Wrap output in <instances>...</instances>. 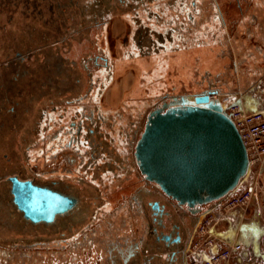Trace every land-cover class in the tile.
Wrapping results in <instances>:
<instances>
[{
  "label": "flooded vegetation",
  "instance_id": "obj_1",
  "mask_svg": "<svg viewBox=\"0 0 264 264\" xmlns=\"http://www.w3.org/2000/svg\"><path fill=\"white\" fill-rule=\"evenodd\" d=\"M13 1L33 10L15 18L13 8L0 12V264H211L220 243H228L215 237L220 243L208 251L194 248L211 206L196 215L178 206L140 173L134 148L149 113L162 104L222 94L210 87L179 93L176 87L144 114L136 98L149 92L151 71L138 96L126 90L109 102L110 85L125 68L146 67L140 59L149 62L157 51L180 52L175 65L185 61L182 52H193L195 60L206 48L214 53L216 38L235 23L261 56L262 80L264 0H40L42 11L38 0ZM208 1L215 12L206 15L201 3ZM64 7L78 9L70 13L74 22ZM201 16L210 22L194 31ZM118 21L121 36L113 33ZM92 26L101 35L95 50L70 58L73 42L89 39ZM199 35L207 39L200 43ZM199 82L192 76L188 83L197 88ZM255 89L241 97L257 96ZM35 141L44 145L28 154ZM253 201L254 195L244 212L233 211L224 228L212 229L227 238L248 233L230 264H264V222Z\"/></svg>",
  "mask_w": 264,
  "mask_h": 264
},
{
  "label": "water",
  "instance_id": "obj_2",
  "mask_svg": "<svg viewBox=\"0 0 264 264\" xmlns=\"http://www.w3.org/2000/svg\"><path fill=\"white\" fill-rule=\"evenodd\" d=\"M228 99L209 94L182 97L151 111L134 148L140 173L178 206L196 215L237 192L250 176L246 149L225 112ZM246 112L258 111V100L244 95L234 102ZM219 239L247 243L249 235ZM215 250V249H214Z\"/></svg>",
  "mask_w": 264,
  "mask_h": 264
},
{
  "label": "rangeland",
  "instance_id": "obj_3",
  "mask_svg": "<svg viewBox=\"0 0 264 264\" xmlns=\"http://www.w3.org/2000/svg\"><path fill=\"white\" fill-rule=\"evenodd\" d=\"M0 1L7 3L3 5L0 2L2 4L0 5V12L4 11L5 6H7V8H11V9L13 8L12 17L14 18L16 14L28 15L29 10H33L32 6H30L31 4L26 5L20 2H17L15 4L16 1H13V0H0ZM23 2H26L27 4H29L30 2H33V1L30 0L29 2H27V0L26 1L24 0ZM201 4H203L201 6V9L204 14L208 15L209 12H215L210 1L205 2V3L202 2ZM83 5L84 3L81 4L80 6L83 7ZM87 7H91V6L87 4ZM36 8L42 11V4L40 0H38V4ZM64 8H65L64 10L65 13L68 14V18H69L68 21L74 22V20H76L74 19L76 16L71 15L70 13H74V11H78V9L70 11L71 8L70 9H67L66 7ZM40 10L38 11L39 13H40ZM38 14L36 15V21L37 23L42 24L41 19L39 18ZM6 19H7V16L5 17V19L4 18L2 19L4 20L2 21V24H4L7 21ZM208 19L209 18H206L205 16H203V18L201 16V18H199L197 21V24H199V26L194 27V31H195V28L197 27H199L200 29L202 27V24H205L207 26L208 22H210ZM113 21L114 20H109V21L107 20V22L108 23L110 22L111 25ZM110 24L108 27L111 28ZM94 27L95 26H92L91 27L92 29L89 32H86L87 34H89V39H86V40L84 39L82 42H73L71 50L67 52V55L70 58H75L78 60L83 55H87L90 53V51L95 50V48H92L93 41L99 42V39H100L99 36L101 35H100V32L96 31ZM83 31L85 32V30ZM221 34H222L221 40L220 39L217 40V38L215 40L216 43L214 45V53L209 54L211 52L210 48H206L205 50L200 51V53L198 51L199 58L195 60V56L193 55V52H190V51L182 52V56L185 60L181 64L182 68L180 64L175 65L177 64L175 63V61H177V59L181 57V53L180 52L173 53L170 51L167 54L169 56L168 60L165 57V60L167 61H163L164 63L162 62L164 66L159 65V61H161L160 59L161 57H159V60H154L155 62L154 61L146 62L143 59H140V62L145 63L146 67H144V65H140V67H138L136 64H134L132 65V68L131 66L129 67V69H131V72L128 71V68H125L124 69L125 73L124 74L121 73V75L124 76V78H122V76L119 78L118 76L117 78H115V81H114L115 83L110 85L111 89L109 90V95H108L109 102L114 103L115 100L118 99V97L120 96V93L118 92L112 93V90H115L114 87L117 85L120 89V86L121 84H123V82L125 83V82L130 81V84L126 85L125 88H123L121 92L124 93V91L127 90V92H125L127 93L126 96H128L132 92H135V96H138L141 91L140 87L145 86L144 78L147 77L148 70L151 71V81H150L151 83H150L149 88L144 87V89L148 90L149 92L146 93L147 91H145L144 95H141L139 96V98H136V101L138 100V102H141L142 104L144 103L142 105V110L144 114L149 109L153 108L154 105H156L159 102V98L162 94L164 93L172 94L173 89L176 87H177L176 89L179 90V93L189 92V91H192L193 89H196L197 92H201L203 89H207L208 87H210L213 89H217L220 94L222 95L226 94L227 96H230V94L237 95L241 92L242 93L249 92L251 89H253L254 86L257 88V84L261 81V80L259 81L257 80L263 74V70L260 68V66L263 63H262L261 56L258 54V51L254 43L253 42L249 43V36H248L249 32L246 31L244 28H241L237 23H235L231 25V28L229 29L227 33H221ZM203 39L206 40L207 38L199 35L198 41L200 43H201V40ZM188 40H189L187 42L188 47L184 48L186 50L190 49L189 47L192 41L191 36H188ZM125 43L123 42L122 45ZM113 45H114L113 48H116L117 42H113ZM213 55H214V58H213ZM209 57H212L211 60H213V62L212 63L210 62L207 65L206 59ZM244 58L247 59L246 62H243ZM196 62L198 65V70L194 69L193 63H196ZM211 69H213V71ZM196 72H198V75L196 74ZM206 72H210V73L214 72V75L210 78L203 77L206 75ZM134 76L136 78L133 79ZM192 76L193 77L198 76V79L200 82L197 88H195L192 83H188L192 79ZM140 78L142 79V81ZM262 79H264V77ZM178 85L182 87L178 88ZM254 92L257 96L261 95V97L264 100V94L260 92V90L257 91L255 89ZM138 117H141V116H138ZM142 117H144L143 114H142ZM43 145L44 144H42V142L39 145L35 141L29 147L27 151L28 154H30L32 150L41 148ZM43 170L44 171L47 170V167L46 166L43 167ZM254 181L257 182V186L255 188L254 201L251 203V206L253 208L258 207L264 214V198L260 194V188L264 185V170L262 171V173H257L255 169L252 170L250 172V176L246 184L243 187H241V189L248 187ZM210 210L211 211L204 216V219L202 220L201 223L204 224L205 221L210 220V221L216 222L217 224L216 227L219 226L218 228H224L225 223L223 219L225 218V215H224L223 210L220 207H215V205H212ZM249 216L250 214H248L247 217ZM198 229L199 228H197V231ZM211 235L213 236L212 233ZM196 239H199L197 232H196Z\"/></svg>",
  "mask_w": 264,
  "mask_h": 264
},
{
  "label": "built area",
  "instance_id": "obj_4",
  "mask_svg": "<svg viewBox=\"0 0 264 264\" xmlns=\"http://www.w3.org/2000/svg\"><path fill=\"white\" fill-rule=\"evenodd\" d=\"M257 90L264 94V79L257 84ZM217 101L219 97L228 99L225 106V112L229 115L234 122L235 127L242 139L244 147L249 159L250 170H256L257 173H262L264 170V100L259 102L257 112H246L243 108L234 104V102L241 98V94L227 96H219L217 94L209 95ZM257 100V96L253 95ZM212 100V99H211ZM257 182H252L248 187L239 189L237 192L228 195L227 197L219 200L215 207H220L225 217L229 216L233 211L240 210L242 212L247 208L248 202L255 195V188ZM260 194L264 198V185L260 188ZM197 235L199 239L195 242L194 248L209 250L213 245L219 244L220 241L211 235L210 231L217 225L213 221H205L200 223ZM222 248L218 253L211 256V264H230L233 253L239 251L240 245L235 243H220Z\"/></svg>",
  "mask_w": 264,
  "mask_h": 264
},
{
  "label": "bare ground",
  "instance_id": "obj_5",
  "mask_svg": "<svg viewBox=\"0 0 264 264\" xmlns=\"http://www.w3.org/2000/svg\"><path fill=\"white\" fill-rule=\"evenodd\" d=\"M256 23V22H255ZM122 29H123V25H121V22H116L115 23V25H114V28H113V33L114 34H116V35H120V33H121V31H122ZM117 39V38H116ZM162 39H163V37H162ZM150 40V39H149ZM150 42V41H149ZM160 42V41H159ZM152 44V43H151ZM150 45V44H149ZM152 47V46H151ZM156 47V46H155ZM155 50V49H154ZM166 54V55H165ZM168 51L165 53V52H161V51H157V52H154L153 53V57H151V59H150V61H154V60H156V57H158V60H159V57H161L160 59H164L165 60V57L167 58V60H168ZM184 54V53H183ZM157 55V56H156ZM153 59V60H152ZM55 60V59H54ZM53 60V61H54ZM57 60V59H56ZM146 60V59H145ZM166 60V61H167ZM170 61V60H169ZM168 61V62H169ZM155 62V61H154ZM171 62V61H170ZM154 66H155V64H154ZM160 68V67H159ZM44 73V72H43ZM42 74V73H41ZM41 78V77H40ZM126 79V78H125ZM132 81V80H131ZM130 84V81H128V82H123V84H121V86H120V89H119V87H118V85L117 86H115L114 87V89L115 90H112V93H120V94H122L123 92H121L122 91V89L123 88H125V86L126 85H129ZM211 99L212 100H216V99H214L213 97H211ZM260 100V99H259ZM260 102V101H259ZM129 176V175H128ZM10 202V201H9ZM12 209V208H11ZM9 222V221H8ZM12 224V223H11ZM26 227V226H25ZM5 230V229H4ZM9 231V230H8ZM8 233V232H7ZM214 237H216L215 235H213Z\"/></svg>",
  "mask_w": 264,
  "mask_h": 264
},
{
  "label": "crops",
  "instance_id": "obj_6",
  "mask_svg": "<svg viewBox=\"0 0 264 264\" xmlns=\"http://www.w3.org/2000/svg\"><path fill=\"white\" fill-rule=\"evenodd\" d=\"M260 210V209H259ZM261 211V210H260ZM231 215L232 216H235V213H232V214H230V218H229V220L231 219V218H233V217H231ZM236 216H237V214H236ZM261 222H264V214L262 213V211H261Z\"/></svg>",
  "mask_w": 264,
  "mask_h": 264
}]
</instances>
